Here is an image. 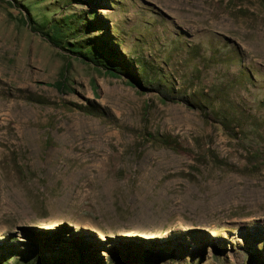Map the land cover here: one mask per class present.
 Returning <instances> with one entry per match:
<instances>
[{
	"label": "rangeland",
	"instance_id": "374dc122",
	"mask_svg": "<svg viewBox=\"0 0 264 264\" xmlns=\"http://www.w3.org/2000/svg\"><path fill=\"white\" fill-rule=\"evenodd\" d=\"M21 4L87 17L81 39L133 79L32 32ZM41 251L264 264V0H0V264Z\"/></svg>",
	"mask_w": 264,
	"mask_h": 264
},
{
	"label": "trees",
	"instance_id": "16d2710c",
	"mask_svg": "<svg viewBox=\"0 0 264 264\" xmlns=\"http://www.w3.org/2000/svg\"><path fill=\"white\" fill-rule=\"evenodd\" d=\"M20 8L26 11L23 19L26 26L32 32L44 37L53 46L83 59L87 63L95 66V68L105 71L108 75L113 77L128 76L130 79H133L128 65L124 62L120 63V61H117V55L105 43H94L92 40L81 39L80 36L88 35L95 28V23L87 17L52 19L48 18V15H45L44 19L39 21L31 15L30 9L27 6L21 4ZM64 72L60 74L61 81L50 85L62 93L68 89L69 83L71 82L66 76V72ZM138 84L140 85L139 82ZM52 254L51 256H46V253L41 251L34 255V252H32L30 257H24L18 264H78V262L70 261L68 256H62L61 253ZM125 262H128V259ZM81 264L83 263L81 262ZM126 264H130V261ZM144 264L146 263L144 262Z\"/></svg>",
	"mask_w": 264,
	"mask_h": 264
}]
</instances>
